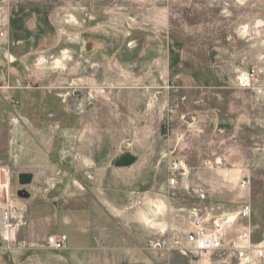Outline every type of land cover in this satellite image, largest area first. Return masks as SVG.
<instances>
[{
    "label": "rangeland",
    "instance_id": "1",
    "mask_svg": "<svg viewBox=\"0 0 264 264\" xmlns=\"http://www.w3.org/2000/svg\"><path fill=\"white\" fill-rule=\"evenodd\" d=\"M251 69L264 99V0H0V264H199L148 240L244 204L261 239L264 102L230 98Z\"/></svg>",
    "mask_w": 264,
    "mask_h": 264
},
{
    "label": "built area",
    "instance_id": "2",
    "mask_svg": "<svg viewBox=\"0 0 264 264\" xmlns=\"http://www.w3.org/2000/svg\"><path fill=\"white\" fill-rule=\"evenodd\" d=\"M256 71L251 69L237 76V84L242 87L252 86ZM184 169L178 160H172L168 166V182L175 180V173ZM249 179H242L241 187H246ZM200 200L206 198V191L199 188L196 191ZM3 212L4 228H11L6 222L7 211ZM252 209L244 204L238 209L221 213H201V209H193L190 221L191 228L183 235H174L169 232L148 240V247L160 257L178 252L180 255L197 261L199 264H264V236L259 240L253 239L251 224ZM3 229H0V239L3 238ZM67 234H53L46 239L48 247L64 248L67 244Z\"/></svg>",
    "mask_w": 264,
    "mask_h": 264
},
{
    "label": "crops",
    "instance_id": "3",
    "mask_svg": "<svg viewBox=\"0 0 264 264\" xmlns=\"http://www.w3.org/2000/svg\"><path fill=\"white\" fill-rule=\"evenodd\" d=\"M231 92H233V95H231V97H230L231 98V101H232V99H233V101H236L237 98L239 99V98L242 97V98H244V100H248L249 99L251 102H255L259 106H261V102H264V99H262V96L261 95H258L257 93H255V92H260V90H259L258 87L254 86V85H252L250 87H242L240 85H235L232 88ZM253 92L255 93L254 95L253 94H250V93H253ZM258 102H260V103H258ZM255 107H257V106H252L250 108V111H253L255 109ZM248 112L249 111H247L245 109L243 115L240 114V117H241L240 119H242L243 117L245 119H247V117H250V119L253 120V115L252 114L251 115H248ZM261 112L264 113V108L261 109ZM227 124H228V131H232V130L233 131H239L240 128H241V120L237 119L236 115L229 116L228 121H227ZM67 134L66 135L68 136V138H70L69 137L70 136L69 133H67ZM71 136H72V138H74L75 135H71ZM68 138H64V139H67L68 140ZM78 149L82 153V156L84 158V164L86 166H90L91 165L90 164L91 162L89 160L85 159V157L87 156V152H88L87 151L88 150V144H86L85 140H83L82 142H80V145H78ZM0 208L3 209V210H5V211H8V208H7V206L5 204L4 205H1ZM80 214H83V216L80 215ZM58 219H74L75 221L76 220H86L87 219V216H86V211H84V212H80L79 215H75V214H70V215H68V214H62V215H59L58 214ZM104 219H107L106 218V215H103V220ZM76 223H77V226L78 225H80V226L82 225L81 224V221H76ZM83 225L85 226L86 224H83ZM58 230H59V228L57 229V231ZM69 232H70V230H69ZM70 235H71V232H70ZM67 237H68V235H67ZM67 243H68V240H67Z\"/></svg>",
    "mask_w": 264,
    "mask_h": 264
},
{
    "label": "water",
    "instance_id": "4",
    "mask_svg": "<svg viewBox=\"0 0 264 264\" xmlns=\"http://www.w3.org/2000/svg\"><path fill=\"white\" fill-rule=\"evenodd\" d=\"M135 158L133 155L129 153H125L119 158L115 159V166L122 167L131 165L134 162ZM33 173L31 172H20L18 174V183L22 186L17 190V195L21 198H29L31 192L27 190V185H29L33 181Z\"/></svg>",
    "mask_w": 264,
    "mask_h": 264
},
{
    "label": "bare ground",
    "instance_id": "5",
    "mask_svg": "<svg viewBox=\"0 0 264 264\" xmlns=\"http://www.w3.org/2000/svg\"><path fill=\"white\" fill-rule=\"evenodd\" d=\"M3 216H4V214H3V212L0 210V219H3ZM3 228H4L3 222L0 220V229H3ZM10 230H11V228H7V227H5V229H3L2 234H3V237H4L5 239H8V237H9V235H10Z\"/></svg>",
    "mask_w": 264,
    "mask_h": 264
}]
</instances>
